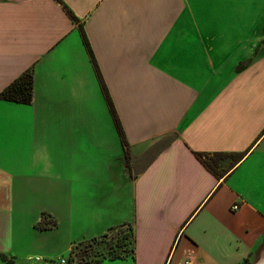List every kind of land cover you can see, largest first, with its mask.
I'll use <instances>...</instances> for the list:
<instances>
[{"label": "crops", "instance_id": "1", "mask_svg": "<svg viewBox=\"0 0 264 264\" xmlns=\"http://www.w3.org/2000/svg\"><path fill=\"white\" fill-rule=\"evenodd\" d=\"M263 39L264 0H0V95L34 76L30 105L0 99V264L59 261L129 225L135 258L103 264H241L263 251ZM195 153L243 157L214 172ZM44 214L56 226L38 228Z\"/></svg>", "mask_w": 264, "mask_h": 264}, {"label": "trees", "instance_id": "2", "mask_svg": "<svg viewBox=\"0 0 264 264\" xmlns=\"http://www.w3.org/2000/svg\"><path fill=\"white\" fill-rule=\"evenodd\" d=\"M68 12L71 15L72 19L77 23L78 22V19L72 14V12H70V11H68ZM83 35H84V40H85V44H86V47L88 49L89 55H90V57L92 59L93 64L96 66L98 75L100 76V74H99L100 72H99V69L97 67L96 60L94 58L93 52H92V50L90 48L89 42H88V40H87L84 32H83ZM244 67H245V65H240L238 67V70L240 71V70L244 69ZM103 86H104V83H103ZM104 89H105V87H104ZM33 90H34L33 70L32 69H29L28 71H26L25 73H23L20 77H18L14 82H12L1 93L0 99H3L5 101H9V102L19 103V104L30 105L32 103V101H33ZM106 96H107L108 105L110 107V110H111V113H112L114 122L116 123V126L118 128L119 134H120V136L122 138V144H123V148H124V152H125L126 158H127L128 163H129V165L131 167V164H130V155H129V147H128V144H127V142L125 140L121 123H120V121L118 119V116L116 114V111L114 109V106H113L112 101L110 100V98H109L108 95H106ZM176 138H177V134L171 135L170 137L166 138L162 143H160L158 146H155L152 149H150L147 152V154L143 158L140 159L139 162L142 164V167L138 171V173L141 172V171H143L154 160V158L156 157V155L162 149H164L165 147H167L171 142H173ZM195 155H196L197 159L208 170H211V171H214V172L216 171V169L213 170L209 166V164L206 162V158H207V156H209L208 154H206V153H195ZM214 155L235 156V157H238V160L242 159V157H243V154H233V155L214 154ZM56 224H57L56 221L52 220L47 214H44L43 215V221H42V223H39L37 225V227L40 228V229H42V230H47V229L53 228L54 226H56ZM129 227H130V231H131V234H132V248H131L130 252H126L124 255L115 254V255H113L111 257H103L101 261H96L97 262L96 264H103V262L105 260H117V259H124V258H127V257L135 258L134 229H133L132 225H129ZM106 235H107V233L104 234L102 237H105ZM97 239H98V237L93 238V239H90V241H96ZM83 243L84 242L77 243V244H75L72 247V249H71V251L69 253V256H68V261H67L68 263H71L73 261V259H74L73 258V255H74L75 251ZM248 260L249 259H246L241 264H246L248 262Z\"/></svg>", "mask_w": 264, "mask_h": 264}, {"label": "rangeland", "instance_id": "3", "mask_svg": "<svg viewBox=\"0 0 264 264\" xmlns=\"http://www.w3.org/2000/svg\"><path fill=\"white\" fill-rule=\"evenodd\" d=\"M264 40V39H263ZM166 139L162 137L153 143L152 146H158L161 142ZM238 157L235 156H224V155H209L206 158V162L213 170H217L222 165H225L226 169L232 166ZM142 167V164L139 162L137 165L134 160V170L137 173ZM28 223L21 224V233L22 240L25 242H20V245L17 247L20 251V256L24 258L27 253H32V240L33 235L28 230ZM84 243L79 246L73 255V261L68 263V257L64 258L66 264H96V261H101L103 257H111L115 254L124 255L126 252H130L132 248V234L130 227H125L124 229L118 228L112 231H109L105 237H98L96 241L86 240ZM264 253V250L260 253L254 255L248 260L246 264H255L261 254ZM69 256V255H68ZM26 262V261H22Z\"/></svg>", "mask_w": 264, "mask_h": 264}, {"label": "built area", "instance_id": "4", "mask_svg": "<svg viewBox=\"0 0 264 264\" xmlns=\"http://www.w3.org/2000/svg\"><path fill=\"white\" fill-rule=\"evenodd\" d=\"M237 206L232 207L233 210H237ZM37 261H39V258H36ZM47 264H66V260L65 259H61L59 261H55V260H50L46 262ZM185 264H189V262H185Z\"/></svg>", "mask_w": 264, "mask_h": 264}, {"label": "water", "instance_id": "5", "mask_svg": "<svg viewBox=\"0 0 264 264\" xmlns=\"http://www.w3.org/2000/svg\"><path fill=\"white\" fill-rule=\"evenodd\" d=\"M255 264H264V253L261 254L259 260Z\"/></svg>", "mask_w": 264, "mask_h": 264}]
</instances>
